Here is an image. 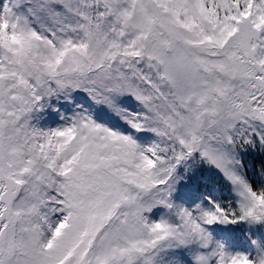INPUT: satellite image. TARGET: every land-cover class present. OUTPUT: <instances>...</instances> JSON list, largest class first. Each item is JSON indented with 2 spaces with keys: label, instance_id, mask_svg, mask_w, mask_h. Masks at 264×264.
Instances as JSON below:
<instances>
[{
  "label": "snow or ice",
  "instance_id": "6c2138e0",
  "mask_svg": "<svg viewBox=\"0 0 264 264\" xmlns=\"http://www.w3.org/2000/svg\"><path fill=\"white\" fill-rule=\"evenodd\" d=\"M0 264H264V0H0Z\"/></svg>",
  "mask_w": 264,
  "mask_h": 264
},
{
  "label": "rangeland",
  "instance_id": "374dc122",
  "mask_svg": "<svg viewBox=\"0 0 264 264\" xmlns=\"http://www.w3.org/2000/svg\"><path fill=\"white\" fill-rule=\"evenodd\" d=\"M49 123H51V119L49 120ZM225 191H226V195H225V197H228V192H227V190L226 189H224ZM241 228H243V227H245V226H240ZM233 228H239L238 226H233ZM232 231H234V230H232ZM235 232V231H234ZM233 244H234V246L236 247V248H241L240 247V242L238 241V240H234L233 241ZM247 247V246H246Z\"/></svg>",
  "mask_w": 264,
  "mask_h": 264
},
{
  "label": "trees",
  "instance_id": "16d2710c",
  "mask_svg": "<svg viewBox=\"0 0 264 264\" xmlns=\"http://www.w3.org/2000/svg\"><path fill=\"white\" fill-rule=\"evenodd\" d=\"M206 174L213 180H216V181L220 180V178H219V176L217 174L215 176H213L210 172H207ZM215 186L219 187V184H216Z\"/></svg>",
  "mask_w": 264,
  "mask_h": 264
}]
</instances>
